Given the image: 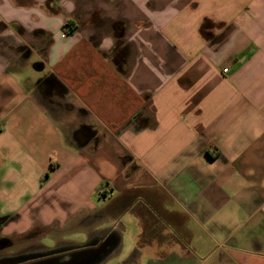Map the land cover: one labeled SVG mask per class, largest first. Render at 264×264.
Wrapping results in <instances>:
<instances>
[{
    "label": "crops",
    "instance_id": "0c3cea01",
    "mask_svg": "<svg viewBox=\"0 0 264 264\" xmlns=\"http://www.w3.org/2000/svg\"><path fill=\"white\" fill-rule=\"evenodd\" d=\"M50 233L264 264V0H0V241Z\"/></svg>",
    "mask_w": 264,
    "mask_h": 264
},
{
    "label": "rangeland",
    "instance_id": "374dc122",
    "mask_svg": "<svg viewBox=\"0 0 264 264\" xmlns=\"http://www.w3.org/2000/svg\"><path fill=\"white\" fill-rule=\"evenodd\" d=\"M34 62V60L32 61ZM34 66L25 67L22 72V79L25 86L31 85L32 79H37L36 76L44 75L45 72H34ZM35 77V78H34ZM50 233L44 238H36L37 235L11 237L6 242L10 247L3 250L0 248V255L4 253L13 254L11 257H0V264H88L85 254L88 252V247L82 246H70L63 245L58 246L57 238ZM63 239L70 240V235H64ZM77 238H73L75 240ZM3 244L0 242V245ZM41 245H45L47 251H38L36 249L42 248ZM60 252V253H57ZM45 254V256H40Z\"/></svg>",
    "mask_w": 264,
    "mask_h": 264
},
{
    "label": "trees",
    "instance_id": "16d2710c",
    "mask_svg": "<svg viewBox=\"0 0 264 264\" xmlns=\"http://www.w3.org/2000/svg\"><path fill=\"white\" fill-rule=\"evenodd\" d=\"M74 25V22L70 19V20H67L66 21V24L64 25L65 26V32L67 34H72L74 29L72 28V26ZM216 155L220 154V152H216L215 153Z\"/></svg>",
    "mask_w": 264,
    "mask_h": 264
},
{
    "label": "flooded vegetation",
    "instance_id": "af4514ba",
    "mask_svg": "<svg viewBox=\"0 0 264 264\" xmlns=\"http://www.w3.org/2000/svg\"><path fill=\"white\" fill-rule=\"evenodd\" d=\"M7 241H9V240H7V239L6 240H1L0 242H2L3 244L0 245V248H5V247H8L9 248L10 245L8 246L7 245L8 243L6 244Z\"/></svg>",
    "mask_w": 264,
    "mask_h": 264
},
{
    "label": "water",
    "instance_id": "95a60500",
    "mask_svg": "<svg viewBox=\"0 0 264 264\" xmlns=\"http://www.w3.org/2000/svg\"><path fill=\"white\" fill-rule=\"evenodd\" d=\"M34 68L37 70H41L43 68V66L41 64H35Z\"/></svg>",
    "mask_w": 264,
    "mask_h": 264
},
{
    "label": "built area",
    "instance_id": "2783aa9c",
    "mask_svg": "<svg viewBox=\"0 0 264 264\" xmlns=\"http://www.w3.org/2000/svg\"><path fill=\"white\" fill-rule=\"evenodd\" d=\"M224 72H227V69H224Z\"/></svg>",
    "mask_w": 264,
    "mask_h": 264
}]
</instances>
